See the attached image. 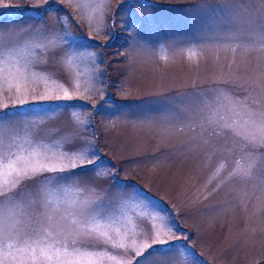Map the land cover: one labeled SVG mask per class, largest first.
Returning <instances> with one entry per match:
<instances>
[{"label":"rangeland","instance_id":"374dc122","mask_svg":"<svg viewBox=\"0 0 264 264\" xmlns=\"http://www.w3.org/2000/svg\"><path fill=\"white\" fill-rule=\"evenodd\" d=\"M223 2L0 0L5 40L9 33H20V41L46 42L49 33L62 37L58 47L37 50L34 70L64 84L72 96L64 99L54 85L40 82L22 106L7 92L0 94V111L15 109V122L28 124L34 139L60 141L66 152L90 147L99 153L89 156L96 165L85 166L94 170L74 171L109 208L129 202L137 242L151 245L141 257L121 250L133 264H264V147L248 149L256 163L250 178L230 176L241 155L235 142L213 137L206 145L207 132L199 127L202 101L213 90L249 104L260 99L264 53L254 45L235 52L226 46L229 24L216 8ZM235 2L244 9L261 7V0ZM202 3L209 7H199ZM190 48L198 52L194 59L187 56ZM77 75L79 89L73 84ZM36 93L50 98L33 100ZM73 113L84 122H76ZM50 175L55 174H43ZM35 180L24 181L17 192L35 193ZM145 194L157 207L131 206ZM43 211L37 204L30 213ZM142 211L177 226L162 237L168 245L153 243L152 224L159 221Z\"/></svg>","mask_w":264,"mask_h":264},{"label":"snow or ice","instance_id":"6c2138e0","mask_svg":"<svg viewBox=\"0 0 264 264\" xmlns=\"http://www.w3.org/2000/svg\"><path fill=\"white\" fill-rule=\"evenodd\" d=\"M199 7L209 5L202 3ZM216 8L229 24V35L223 38L228 42L227 47L235 52L238 48L254 45L264 53V0L258 10L241 8L235 0H224ZM102 23L101 16L97 25ZM20 35L9 33V39L5 40L0 32V94L7 92L14 104L22 106L28 102L29 90L35 93V86L42 82L45 87L52 84L61 90L64 99H71L68 87L34 70V65L40 62L37 50L46 53L58 47L62 37L49 33L46 42H35L31 39L20 41L17 39ZM187 56L194 59L198 52L190 48ZM73 59L74 56L69 55L67 64L71 65ZM161 59L166 60L167 56ZM73 84L77 89L81 87L78 75ZM259 88L260 99H253L251 104L247 98L241 100L213 90L211 98L203 100L200 109L202 123L199 127L207 132L208 138L203 140L206 145L211 144L213 137H230L235 142V150L241 155L229 175L240 179L250 178L256 166L248 149L264 147V72L259 76ZM37 97L39 100L50 98L36 93L33 100ZM16 116L15 109L0 111V264H133L121 255V250H132L136 257H141L151 245L137 242L136 225L126 212L129 202L122 201L117 207L109 208L103 198L95 195L94 189L82 186L81 173L74 171L77 168L94 170L85 166L96 165V160L89 156L99 157V153L90 152V147L66 152L60 141L34 139L30 126L15 122ZM73 116L76 122H84L79 115L73 113ZM242 160L247 161L246 165L241 164ZM44 173L55 175L43 176ZM39 176L43 179L35 180ZM28 180H35V193L17 192ZM37 204L44 211L34 216L30 210ZM131 206L147 209L157 204L145 194L143 201ZM140 215L159 221L152 224L153 243L168 245L162 237L170 235L177 226L158 213L142 211ZM88 240L103 242L108 247L88 246L85 243ZM174 247L169 245L168 250Z\"/></svg>","mask_w":264,"mask_h":264}]
</instances>
